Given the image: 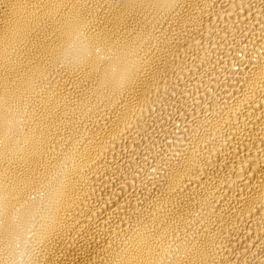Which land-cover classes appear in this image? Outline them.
Wrapping results in <instances>:
<instances>
[{"label":"bare ground","instance_id":"6f19581e","mask_svg":"<svg viewBox=\"0 0 264 264\" xmlns=\"http://www.w3.org/2000/svg\"><path fill=\"white\" fill-rule=\"evenodd\" d=\"M0 264H264V0H0Z\"/></svg>","mask_w":264,"mask_h":264}]
</instances>
